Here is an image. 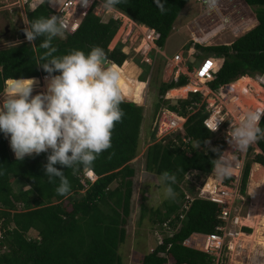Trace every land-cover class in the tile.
Masks as SVG:
<instances>
[{
  "label": "trees",
  "instance_id": "obj_1",
  "mask_svg": "<svg viewBox=\"0 0 264 264\" xmlns=\"http://www.w3.org/2000/svg\"><path fill=\"white\" fill-rule=\"evenodd\" d=\"M163 2L164 12L154 0H122L115 10L138 24L154 29L155 46L163 50L175 20L189 0ZM244 2L253 9L256 26L229 45H196L199 50L196 58L204 52L222 61L211 83L213 87L240 75L264 71V0ZM52 15L58 16L45 2L27 10L26 19L30 25L40 17ZM119 26L113 18H101L90 12L75 33L64 32L53 39L52 46L57 49L53 55L60 57L74 50L88 53L94 47H100L108 60L122 66L128 58L122 50L123 43L109 49ZM43 40L44 37H40L35 42H21L0 49V94L5 83L12 78L49 76L42 65H38L43 62L40 58L46 51L39 47ZM144 65L148 68L145 67L146 73L142 71L139 75L140 81H145L148 76L150 66ZM186 83L184 77L171 82H164L160 77L157 83L160 98L154 106V116L164 103L174 111L177 107L184 111L191 104V99L178 100L177 104H170L164 99L167 91ZM120 107L124 116L113 130L112 147L103 152L91 168L81 167L73 172L56 165L65 172L70 182L71 190L67 196L57 194L58 179L50 183L45 175L49 153L26 156L23 161H17L6 136L0 133V171L3 172L0 175V264H123L119 247L126 240L127 225L133 212L134 176L137 171L133 160L140 153L144 108L132 101H124ZM203 118L202 111L188 118L185 132L181 135L191 137L197 147L187 150L171 142L157 141L156 130L150 132V143L144 154L145 169L156 176L165 171L174 174L177 180L172 187L176 196L170 202H164L161 208L144 207L143 214L148 211L152 223L161 224L170 220L175 232L166 237L162 245L144 254L139 264H215L214 256L185 246L183 241L193 233H215L221 222V206L197 198L183 213L182 219L179 212L184 196L180 185L186 173L195 170L202 175L209 174L222 149V144L214 141L212 133L202 124ZM260 127L264 129V116ZM255 143L261 153L252 157V146L249 148L240 181L242 195H246L252 164L264 167V138ZM213 148L219 149V152H214ZM85 169L97 175L94 182L84 179ZM14 183H17V189ZM113 183H116L115 187H112ZM242 230L247 234L251 232L247 227ZM31 231L37 237L28 236Z\"/></svg>",
  "mask_w": 264,
  "mask_h": 264
},
{
  "label": "built area",
  "instance_id": "obj_2",
  "mask_svg": "<svg viewBox=\"0 0 264 264\" xmlns=\"http://www.w3.org/2000/svg\"><path fill=\"white\" fill-rule=\"evenodd\" d=\"M13 1L15 5H18L15 9H20L22 12L25 8L32 10L42 4L41 0ZM194 2L200 7L202 14L195 20V26L191 30L192 42L185 53L178 51L171 55L156 48L154 43L156 32L154 29L130 20L117 10H105L102 0H92V3L87 7L83 6L80 0H53L52 3H48V6L65 22L67 26L65 32L68 34L75 33L90 12L101 18L109 17L118 21L120 26L116 34V44L123 43L124 45L130 42L129 50H131L134 44L141 40L143 43L142 48L146 49L143 52L141 62L150 66L147 82L150 81L158 54L162 56L164 62L162 70L163 80L168 79L167 82H171L181 77L186 79L187 83L185 86L176 87V90L188 88L186 96L166 99L168 101L171 99L177 101L191 99V104L186 106L184 111H180L181 109L177 107L179 112L167 106L161 108L154 117L152 130H156L155 138L157 141L163 140V143L171 142L176 146H180L183 150L197 147L191 137L182 136L181 134L185 132V124L188 118L202 111L204 115L202 124L212 133L214 136L213 140H217L222 144L220 158L229 166L231 175L223 179L218 178L214 172L215 164L212 171L207 175L199 174L195 170L187 172L182 185H180L184 196L181 199L179 208L180 218L182 219L184 217L183 213L189 209L191 203L197 198L205 199L221 206V215L219 216L221 222L216 227L215 233H193L188 239L183 241L185 246L214 256L215 264H218L226 238L236 237L239 234L237 228L239 230L241 228L242 231V227L238 226L240 223L239 218L235 217V201L239 198L240 181L247 153L251 146L253 156L260 151L256 143L252 144L244 152L234 150L232 145L228 143V136L231 135L232 126L238 124L241 115L249 110L264 109V71L251 75H240L227 83L213 87L211 83L222 61L205 58L200 65H194V62L189 58L198 55L197 44L204 47L231 44L234 40H230L223 33L230 32L236 38L239 36L235 35L233 27L245 24L242 21L245 10L239 0H194ZM243 3L247 5L244 0ZM26 21L24 20L25 29L28 27ZM217 28H219L217 32L208 40L199 41L196 38ZM23 39L27 40L26 37H23ZM215 40L218 43H214ZM126 46L128 45L126 44ZM113 48L109 47L111 50ZM150 51L155 52L154 57H151ZM217 121H219L218 127ZM216 127L217 129L213 131L212 129ZM144 154H141L142 157ZM84 179L94 182L97 179V175L92 170L85 169ZM187 187L194 188L190 192ZM155 227V246L162 245L164 239L172 236L175 232L170 220H166L161 224L158 223ZM1 237L2 234L0 232ZM154 248L150 249V251Z\"/></svg>",
  "mask_w": 264,
  "mask_h": 264
},
{
  "label": "clouds",
  "instance_id": "obj_3",
  "mask_svg": "<svg viewBox=\"0 0 264 264\" xmlns=\"http://www.w3.org/2000/svg\"><path fill=\"white\" fill-rule=\"evenodd\" d=\"M45 2L52 3L53 0H41V3ZM121 2L102 0L107 11H115ZM154 2L161 12L165 11L163 0ZM80 3L87 7L92 0H80ZM66 27L62 19L52 15L34 20L25 29L29 42L44 37L39 47L46 51L40 58L43 62L38 65L49 74L46 92L33 96V87L37 83L34 78H12L7 81L5 93L0 94L3 97L0 101V133L10 137L17 161H23L26 156L49 153L45 175L50 183L59 180L56 192L60 196H67L71 185L65 172L56 165L73 172L81 167L91 168L96 159L112 147L113 130L124 116L120 107L124 102L121 72L107 64L102 48L94 47L88 53L74 50L60 57L53 55L57 49L52 46V41L62 36ZM262 116L264 109L260 108L240 116L228 136V143L234 150L244 152L264 138V129L260 127ZM212 150L219 152L217 148ZM220 156L215 159L214 172L223 179L230 176L231 171ZM176 180V176L167 171L158 177L162 199L175 198L172 185Z\"/></svg>",
  "mask_w": 264,
  "mask_h": 264
},
{
  "label": "rangeland",
  "instance_id": "obj_4",
  "mask_svg": "<svg viewBox=\"0 0 264 264\" xmlns=\"http://www.w3.org/2000/svg\"><path fill=\"white\" fill-rule=\"evenodd\" d=\"M239 1L245 10L244 19L242 21L245 24L246 23L250 24L249 27H251L250 29H252L257 24L254 11L253 9H251L250 7L244 4L243 0H239ZM17 6L18 5H15L13 0H0V49L18 44L19 42H27V40H24L21 36L17 37L16 36L17 31L13 29H11V31L7 34L4 32V28L7 26L8 20L13 19L16 21L17 10L15 9V7ZM24 10L23 12L22 11L21 12H22L23 20L26 21L27 8H25ZM201 14H202V10L200 9V7L194 2V0H189V2L185 5V7L183 8V10L181 11V13L179 14V16L177 17V19L173 24L172 31L163 49V51H165L166 54L171 55L174 51H183L184 53L186 52V49L188 48L189 44H191L192 42L191 30L195 26V20H197ZM11 24H13V22ZM249 30L243 32L238 37L244 35ZM224 34L228 36L230 40L236 39V37L235 36L233 37V35L230 32H224L223 35ZM116 41L117 38L115 36L109 47L110 48L115 47V45H117ZM139 43H140L139 41L135 43L134 46L131 48V51L129 52L128 50H129L130 42L126 43L128 46L124 44L122 48V50L128 54L127 60L131 64L136 66L139 71L137 73L136 79H139L140 71L141 72L143 71L144 73L146 70L145 67H147L146 65H144V63L141 62L143 52L146 49H143L142 48L143 45L141 46L139 45ZM214 43H218L217 40H215ZM150 55L151 57H154L155 52L150 51ZM204 55L205 53L201 52L199 58L190 57L189 59H191V61L194 62V65H200L205 58H211L213 60H217V58H215L212 55L209 54L205 56ZM162 70H163V58L161 55L158 54V59L156 60L153 73L150 77L151 83L147 82V80L144 81L146 82L147 85L143 95L144 96L143 101L141 103H136L132 100L124 99V101H132L140 106H143L145 125L142 124L143 129L140 137V146H139L140 155L133 160L135 162L134 165L137 169L136 175L134 176L133 212L128 221L126 240L119 247V253L123 259V264H139V261L142 258V256L146 254L148 251H150V249L154 248L156 244L155 226L157 225V223H152L151 215L147 214L148 211H146V213L143 214V208L144 207L147 209L161 208L164 202H170L171 200H173V199H162L161 189L158 183L159 176H156L146 171L145 157L144 156L142 157L141 155L142 153H145L147 149V145L148 143H150L148 141L150 138V132L152 130L153 120L155 117L154 106L157 103L158 99L160 98L157 92V85H158L157 83L160 77L162 76ZM149 74L150 73L148 72V76L145 77V79L146 78L148 79ZM36 81L37 83L35 84V86L37 85L38 86L37 88L33 89L32 95L42 93L43 92L42 90L46 91L45 80H43V78H39ZM163 81L167 82L168 79H164ZM5 89H6V83H5L4 91L1 94L5 93ZM168 93L164 95V99L166 101H167L166 98H168L167 97ZM2 99L3 97H0V101H2ZM168 103L176 104L177 100L171 99L170 101H168ZM164 106H166V103L162 104V107H160V109L165 108ZM7 142L9 148L11 149L10 139L7 138ZM258 153H261V151H259ZM12 154L15 156L13 151ZM252 157H253V153H252ZM254 164H252L251 172L253 170ZM251 172H250V176H251ZM250 176L246 189V195H242L240 193L239 198H237L235 201V217L239 219L247 217L253 205V198L250 192V184H251ZM115 185L116 183H113L112 187H115ZM14 186L17 189V183H14ZM193 188L194 187H191L192 190ZM180 190L182 191L181 187ZM192 190L190 192H192ZM238 226L242 228L247 227L251 229V232L253 231V229L250 226L241 223H239ZM237 231H239L238 233H240V235L247 234L244 231H241V228L240 230L237 228ZM240 235L237 237V239H235V237L226 238L224 248L222 250L219 259L220 264H264V248L261 247L259 244L245 241L244 237ZM28 236L37 237V234L34 231H31L28 234Z\"/></svg>",
  "mask_w": 264,
  "mask_h": 264
},
{
  "label": "bare ground",
  "instance_id": "obj_5",
  "mask_svg": "<svg viewBox=\"0 0 264 264\" xmlns=\"http://www.w3.org/2000/svg\"><path fill=\"white\" fill-rule=\"evenodd\" d=\"M22 13V12H21ZM254 22V21H253ZM255 23V22H254ZM250 24L246 23L241 26L233 27L235 35H240L243 32L249 30ZM219 28L215 29L212 32H208L201 37H196L199 41L208 40L213 34L217 32ZM17 36H22L19 29H17ZM198 36V35H197ZM139 45H143L142 41H139ZM137 53V52H136ZM131 55V54H130ZM132 57V56H131ZM218 60V59H217ZM221 60V59H219ZM110 67H115L121 72V89L124 96V99L132 100L136 103H141L143 101V94L146 90V82L136 79L137 73L139 72L137 67L131 64L128 60H125L122 66L112 64ZM47 85L48 80L45 79ZM38 80L37 78H34ZM45 85V87H46ZM38 86V85H37ZM34 85V88H37ZM188 88H183L181 90L169 91L168 98L173 97H185ZM46 92L45 90H42ZM185 94V96H184ZM10 139V137H7ZM251 184L250 192L253 198V205L247 217L239 219L241 224L250 226L253 231L250 234H241L236 235L235 239L240 235L244 237L245 241L259 244L264 248V168L259 164H254L253 170L251 172Z\"/></svg>",
  "mask_w": 264,
  "mask_h": 264
},
{
  "label": "water",
  "instance_id": "obj_6",
  "mask_svg": "<svg viewBox=\"0 0 264 264\" xmlns=\"http://www.w3.org/2000/svg\"><path fill=\"white\" fill-rule=\"evenodd\" d=\"M15 26L17 29H19L20 33L22 34L23 37H26V34H25V25H24V20H23V16H22V13H21V10L20 9H17V14H16V21H15ZM7 31V29H6ZM106 61H107V64L109 66L112 65V62L110 60H108L106 58ZM44 78V77H43ZM34 96V95H33Z\"/></svg>",
  "mask_w": 264,
  "mask_h": 264
},
{
  "label": "flooded vegetation",
  "instance_id": "obj_7",
  "mask_svg": "<svg viewBox=\"0 0 264 264\" xmlns=\"http://www.w3.org/2000/svg\"><path fill=\"white\" fill-rule=\"evenodd\" d=\"M11 20H13V19H11ZM11 20H8V24H7V26L4 28V32H5L6 34L9 33V32L11 31V29L17 31V28H16V26H15V20H13V21H11ZM12 22H13V24H11ZM6 29H7V31H6Z\"/></svg>",
  "mask_w": 264,
  "mask_h": 264
},
{
  "label": "crops",
  "instance_id": "obj_8",
  "mask_svg": "<svg viewBox=\"0 0 264 264\" xmlns=\"http://www.w3.org/2000/svg\"><path fill=\"white\" fill-rule=\"evenodd\" d=\"M115 46H116V45H115ZM163 49H164V48H163ZM129 51H131V50H128V52H129ZM175 52H178V51H174L173 53H175ZM140 73H141V71H140ZM174 90H176V87L173 88V89H171V90H169V91H174ZM169 91H168V92H169ZM168 92H167V93H168ZM170 104H171V103H170ZM164 107H165V106H164ZM143 124H144V122H143ZM144 125H145V124H144ZM142 129H143V128H142Z\"/></svg>",
  "mask_w": 264,
  "mask_h": 264
}]
</instances>
